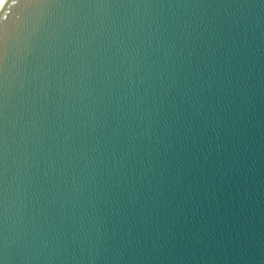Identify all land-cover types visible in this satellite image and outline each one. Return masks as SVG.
Segmentation results:
<instances>
[{"label": "water", "instance_id": "obj_1", "mask_svg": "<svg viewBox=\"0 0 264 264\" xmlns=\"http://www.w3.org/2000/svg\"><path fill=\"white\" fill-rule=\"evenodd\" d=\"M0 264H264V0H0Z\"/></svg>", "mask_w": 264, "mask_h": 264}]
</instances>
